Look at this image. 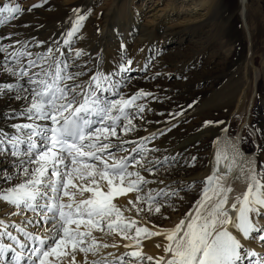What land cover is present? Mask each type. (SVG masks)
I'll return each instance as SVG.
<instances>
[{"label": "snow or ice", "instance_id": "6c2138e0", "mask_svg": "<svg viewBox=\"0 0 264 264\" xmlns=\"http://www.w3.org/2000/svg\"><path fill=\"white\" fill-rule=\"evenodd\" d=\"M42 3L25 9L18 0H0V25ZM73 16L62 41L52 39L43 51L30 50L45 43L34 37L21 41L12 40L16 33L0 36V41H11L0 43V75L9 78L0 82V100L9 102L3 116L12 129L0 128V157L11 169H0V181L6 185L0 186V201L14 209L9 215L31 213L27 223L43 225L41 235L0 219V264H67L69 256L71 264H77V252L84 255L83 264H264V252L242 242L258 240L264 248V165L252 160L240 169L246 190L230 205L233 189L214 170L201 181L194 207L171 228L137 226L136 219L126 218L113 203L120 195L136 193V203L129 204L137 213L145 210L144 203L148 213H161L173 199H184L180 193L186 187H168V191L148 187L164 181L146 179L142 172L158 173L165 166L167 171L174 167L175 157L155 155L159 149L149 147L155 132L127 137L139 130L137 123L142 127L145 122L146 112L151 111L148 100L158 97L144 89L131 95L121 91L132 71L133 61L127 57L111 73L78 63L84 52L73 51L71 41L87 14L73 9ZM213 123L205 121L204 126ZM238 155L233 154L229 171ZM222 159H227L226 153L217 150V166ZM195 185L193 181L187 187ZM85 192L91 194L87 199H76L77 193ZM94 231L119 235L127 242L124 247L132 250L121 256L104 255L103 249L117 244L98 242ZM152 236L165 238L164 255L142 254L141 237ZM89 254L93 259H88Z\"/></svg>", "mask_w": 264, "mask_h": 264}, {"label": "bare ground", "instance_id": "6f19581e", "mask_svg": "<svg viewBox=\"0 0 264 264\" xmlns=\"http://www.w3.org/2000/svg\"><path fill=\"white\" fill-rule=\"evenodd\" d=\"M124 1L126 4L128 2V8L125 10L128 13L121 16L123 11L118 7V4H123ZM192 1L194 2L186 6L185 4L183 5V3L178 4L175 0H168L165 2L164 7H159V3L156 5L150 3V5L145 6L144 3L136 5L135 0H108L107 2L102 1L101 4L100 0H43V3L42 0H18L22 8L25 9L33 4L42 3V6L33 8L31 12L25 11L24 14L15 21L0 25V36L16 33L17 35H14L12 40L19 39L21 41L31 40V38L34 37L37 41H44L45 43L41 48H31L30 50L43 51L52 39L62 41V33H65L71 28V21L75 19L73 16V9H79L80 14H87V18L82 24V33L78 32L76 37L71 41L73 51L82 49L84 52V55L77 61L78 63L86 64L88 68L93 70L99 67L100 71L104 73L115 71L122 57L131 59L133 65L138 64L139 67L152 61H155L160 67L164 61V57L161 58V56H159L160 45L170 41L176 42V39L197 43V39L199 38L197 37L199 36L198 33L191 32L190 36L183 33L185 32L184 30L191 29L192 23L205 15V13L199 11L200 8L205 7L208 12L210 8L218 5L217 0ZM183 2L185 3V1ZM219 5L223 7L226 13H229L225 16V20L234 31L240 28L241 23H243V27L248 34L249 46H252V30H257L264 41V20L262 19L261 11L258 9L255 1L233 0L230 4L229 0H219ZM134 7L136 8L133 9ZM142 18H147V21L144 20L143 22ZM0 43H11V41L4 40L0 41ZM181 49L182 47H176L174 53L171 55L173 57L171 65H179L178 68L173 67L181 72L182 77L188 67L194 64L196 65V61L200 55L198 49L192 48V53L191 55L189 54L190 58L186 60L182 54H184V52L188 54V52H182L183 50L181 51ZM63 50L67 54V46H64ZM251 51L252 49L249 48L247 55ZM161 52L163 53V51ZM192 57L197 58L195 60V58ZM251 62L252 60L245 61L243 70L248 69ZM258 75L259 73H256V79H258ZM86 78L87 77H85V79ZM6 81H9V78L0 75V82ZM164 83H162L163 85L161 84L162 87L160 88H148L142 79L135 81L138 87L145 91L152 92L158 99L148 100L151 111L146 112L145 122L142 127L137 123V128L139 130L130 134L127 138L134 139L155 132L157 133L156 138L165 137L163 143H160L158 146L157 142L156 145L158 147L154 146L159 149V152L155 153V155L161 159L167 156L169 160L175 157L174 167L168 168L167 171H165V167H167L165 166L161 170L162 173H155L156 176L153 174V177L147 174V172H142V175H144L146 179L152 181L160 179L164 181L163 184L150 183L148 185L149 188H164L165 191H168V187L179 188L181 185L186 187L187 192H181L184 195V199L181 203L167 212L171 220L169 223L167 222L166 227L171 228L178 223L185 212L194 207V201L198 198L201 188V181L206 176L212 174L214 170L218 169V174L223 176V184L233 189L229 194V205L237 194L243 193L246 190V180L241 175L240 169L246 166L245 162L248 160H252L257 165H264V127L259 125L260 127H257V130H255L256 132L253 133L255 145L253 152L245 151L240 130L234 137L229 135V131L225 129V123L227 122L226 115H221L217 119L208 120L214 122L208 126H204L203 123L194 128H184L183 125L194 118L197 113L191 110L192 106L189 107V105L194 104V100L198 96L197 87L188 84L181 87L179 86L180 88L178 87V89L172 91L167 85H164ZM164 94H169L170 96L175 95L179 98L166 100L163 99L165 98ZM263 96L261 100H264ZM8 103L6 99L0 100V128L12 132L10 126L11 122L7 121L3 116ZM11 106L19 107L15 102H11ZM176 112H180L181 114L179 116H173L172 114ZM263 117L264 115L262 114L258 115V123L260 122L261 124L263 122ZM173 124H175V127L172 126ZM161 132L164 134L160 135ZM149 147L153 146L149 145ZM217 150L227 155V159H222L218 166L215 163ZM237 152L239 155L237 156L235 164L229 171L227 165L231 162L233 154ZM193 157H195V160L192 159ZM3 164H7V162L3 157H0V166ZM175 181L176 183H174ZM193 181L196 182L195 187H187L191 185ZM0 183L3 182L0 181ZM102 185L106 187V184L103 183ZM104 191H106L105 188ZM90 195L89 193V196ZM121 199L122 198L118 200ZM128 200H121L122 204L130 206V200ZM145 206L147 207V204ZM4 208L5 205H2L0 201V210ZM144 212L145 210L141 215L143 219L141 226L149 227L150 229H152L153 226H158V221L155 222V225L149 223L148 217ZM232 215L235 216V212H233ZM0 219L7 221L9 218L0 214ZM28 225L26 227H28ZM30 226L31 229L28 231H32V229L36 228L32 225ZM42 228L41 234H43ZM21 239H23V237ZM5 242L8 241L5 240ZM242 242L251 250H256L258 252L264 250V248L260 247L258 242ZM156 243L164 247L166 240L164 237L159 236ZM118 249H120V246ZM124 250H126V248L122 247L119 253ZM130 250L132 249L130 248L128 251ZM153 255L158 257L164 255V253L162 249H158ZM81 260L83 262L84 259Z\"/></svg>", "mask_w": 264, "mask_h": 264}, {"label": "rangeland", "instance_id": "374dc122", "mask_svg": "<svg viewBox=\"0 0 264 264\" xmlns=\"http://www.w3.org/2000/svg\"><path fill=\"white\" fill-rule=\"evenodd\" d=\"M49 1H53V0H49ZM102 1L107 2L108 0H100V4ZM160 1L161 0H135L136 2L135 4L141 5L142 3H144L145 6V5H150V3L151 4L154 3V5L159 3V7L160 6L164 7L165 2H167L168 0H164L161 2ZM175 1L178 4L183 3V5L185 4L186 6L191 2H194L192 0H175ZM183 1H185V3ZM229 1L231 4L233 0H229ZM252 1L253 2L255 1L258 9L261 11L262 19L264 20V0H252ZM217 3L218 5H216L213 8H210V11L208 12L205 7L200 8L199 11L205 13V15L202 18L194 21L192 23L191 29L190 28L185 29L184 30L185 32H183L186 33V35H190L191 32L194 33L197 32L199 35L197 36L199 37L197 39V43H193L189 41H180L179 39H176V42L170 41L168 43H164L163 45H160L159 56H161V58L164 57L163 59L164 61L162 60L163 64L160 66L161 68L159 67V65L155 63V61L150 62L151 64L150 63L143 64L141 65V67H139L138 64L133 65L132 63L131 65L132 71L127 74L128 77H130L127 83V87L122 88L121 91L125 92L127 95H131L136 90L141 89L140 87H138V85L135 84V81H138V79H142V81L144 82V84H146V87L148 88H156V87L160 88L163 85L162 83L165 82L164 85H167L172 91L174 89L175 90L178 89L179 86L181 87L183 85L185 86L188 84L195 85L197 87L196 89L198 91V96L194 100V104L192 105L191 110L192 111L194 110L197 113L196 116L190 119L189 121H187L186 124L183 125V127L194 128L197 127L198 125L203 124L205 121L211 119H217L221 115H226L227 124L225 123V129L229 131V135L231 137H234L240 130L244 142L245 151L253 152L255 149V145L253 141L254 138L253 133L256 132L255 130H257V127L260 126L264 127V117H263V122L261 124L260 122L258 123L259 120L258 115L261 114L264 115V100H261L262 96L264 95V41L261 38L262 36L258 33L257 30H252L251 33L252 46H249L248 34L243 27V23H241L240 28L234 31L229 25V23L225 20V16L229 13H226L223 7L219 5V0H217ZM118 7L123 11V13H121V16H124V14L128 13L125 11L126 8H128V2L127 4L125 3V1L123 4L119 3ZM135 8L136 7H134L133 9ZM147 18H142V21L143 22L144 20L147 21ZM81 31L82 29H80L79 32L82 33ZM176 47H180V48L182 47L181 49V51L183 50L182 52L184 51L188 52V54H186L185 52L184 54H182L184 58H186V60L190 58L189 54L191 55L192 48H196L199 50L198 53L200 56L196 61V65L194 64L193 66L191 65V67H188L185 71V74L182 77H181V72L178 69H175L178 68L179 65L178 66L173 65L175 68L171 65V61L173 60V57L171 55L174 53ZM249 48H251L252 51L248 54L249 55L248 56L247 51ZM161 51H163V53ZM192 58H195L196 60L197 57H192ZM248 60L249 61L252 60V62L248 67V69L243 70L244 62ZM256 73L257 74L259 73L258 79H256ZM164 96L165 98L163 99L166 100L179 98L175 95L170 96L169 94L168 95L164 94ZM128 139H132V138H128ZM157 140H159L160 142ZM164 141H165V137H158L156 138V140L150 143V146H157V145L159 146L160 143H163ZM117 155H124V153H118ZM0 168L1 169L8 168V164H3L0 166ZM162 169L163 167H161L159 169V172L156 174L162 173L161 171ZM8 170L11 171L10 168H8ZM153 174L156 176L155 173ZM153 174H149V175L153 177L152 176ZM174 183H176V181ZM0 186H6V185L0 183ZM104 188L105 190H107V188L103 187L102 185V190H104ZM180 194L183 195V193ZM88 197H89L88 192H85L83 196H80V194L77 193L76 196L78 200L82 198L87 199ZM135 197H136V193H127L126 195H120L114 198L113 203H115L117 207L121 208V211L123 212V215L126 218L136 219L138 221L137 226L139 225L141 226L143 221L141 215L143 214V211L137 213L135 208H133L131 205L130 206L123 205L121 201L123 199L125 200L129 199L130 201H134V203H136ZM120 198L122 199L118 200ZM115 200L118 202H116ZM170 203H171V207H162L161 213H155V212L148 213L146 210L147 207L145 206L146 203L142 204L143 208L145 209L144 213L147 215L149 223L155 225L156 224L155 222L158 221L157 223L158 226L155 227L167 229L166 224L167 222L169 223V221L171 220V218L168 217L167 212L169 210L171 211V208L181 203V201H177L173 199ZM1 204L5 205V208L0 210V214L9 218L7 221L3 219L6 223L14 222L15 224L20 225L21 227H25L27 230L31 229V226L28 225L26 220V216H30L31 213L21 212L18 215H9V213L14 211V209L8 206L3 201H1ZM262 223H264V221H262ZM27 225L28 227H26ZM41 228L42 225L40 227H36L32 229V231L41 234ZM9 230L14 232V234H16L15 228H10ZM93 235L96 237L98 242L108 243L109 245L113 243L117 244V247L115 248L108 247V249H103L104 255H107L108 253H112L114 256H121L126 252H128V250L130 249L127 248L123 252L119 253L120 249L124 247L125 243H127L124 242V240H121L122 238L119 235L116 234L106 235L99 231H94ZM22 237L23 236H21L20 238ZM158 237L159 236L141 237V251L145 257L152 256L155 258L153 254H155L158 249L163 250V247H161L160 244L156 243L158 241ZM253 242L259 243L258 240H254ZM119 246L120 249H118ZM262 252H264V250ZM70 258H71L70 256L67 258V262H68L67 264H70L71 261ZM81 259H84V255L82 253L77 252L76 253L77 264L83 263ZM88 259L89 260L93 259L91 254L88 255ZM132 264H135V262L133 261ZM145 264H147L146 261Z\"/></svg>", "mask_w": 264, "mask_h": 264}]
</instances>
